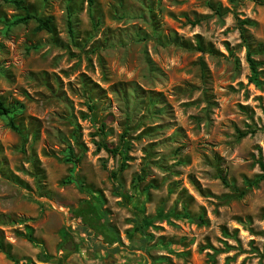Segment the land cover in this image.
<instances>
[{"label":"rangeland","instance_id":"rangeland-1","mask_svg":"<svg viewBox=\"0 0 264 264\" xmlns=\"http://www.w3.org/2000/svg\"><path fill=\"white\" fill-rule=\"evenodd\" d=\"M23 1L52 31L0 0V264H264V0Z\"/></svg>","mask_w":264,"mask_h":264},{"label":"trees","instance_id":"trees-1","mask_svg":"<svg viewBox=\"0 0 264 264\" xmlns=\"http://www.w3.org/2000/svg\"><path fill=\"white\" fill-rule=\"evenodd\" d=\"M6 2L12 3L16 8L21 9L23 11V14L21 16H18L12 20V24H19V23H26L28 20H34L36 22L37 29H43L48 32L52 31V18L51 17H41L35 12L31 11L27 5L24 4L23 0H4ZM93 4V0H88V6H91ZM247 22L245 20L242 21V25L246 24ZM68 26L69 31L72 33V25L70 20H68ZM240 35L243 39L245 46H246V60L248 62L249 69L252 73L253 80H256V74H257V66L258 62L252 57V54L256 52L257 50L264 51V48H258V47H252L250 44L249 37L245 34V29L240 28ZM260 46V45H259ZM11 110L8 107H5L3 103L0 101V115H4L8 118V124L11 128L15 130H19V127L13 123L11 120L9 113ZM107 151L111 153H116L117 151H120V148H108L107 145L103 146ZM262 170H264V164L260 163ZM264 176L261 175L259 178H263ZM27 239L29 241H34L33 236L31 233L27 234Z\"/></svg>","mask_w":264,"mask_h":264}]
</instances>
